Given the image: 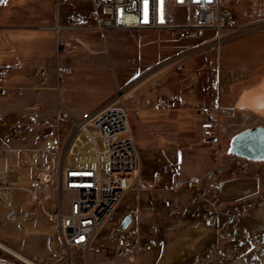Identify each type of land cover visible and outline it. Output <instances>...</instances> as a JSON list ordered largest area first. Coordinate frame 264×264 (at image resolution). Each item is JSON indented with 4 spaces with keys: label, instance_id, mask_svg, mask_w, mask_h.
Instances as JSON below:
<instances>
[{
    "label": "rangeland",
    "instance_id": "obj_1",
    "mask_svg": "<svg viewBox=\"0 0 264 264\" xmlns=\"http://www.w3.org/2000/svg\"><path fill=\"white\" fill-rule=\"evenodd\" d=\"M79 9L86 15V20L77 12ZM9 10L8 15L13 16L10 21L41 25L56 23L60 15L61 26L66 21V12L73 10L80 18V28L51 30L55 43L63 45H60V56L51 53L44 62L48 65L43 66L52 74L58 62L68 65L70 73L63 79L61 96L67 87H71L81 90L82 108L101 101L105 106L125 108L132 131L121 132L118 138L126 139L133 134L140 155L145 147L144 142L150 143L158 151H169L171 154L167 156V163L175 166L176 171L166 177L163 174L161 181H155L152 177L155 169L146 164L141 156L146 173L143 180L125 193L108 219L96 230L90 248H72L65 253L57 212L58 200L63 198L69 204L71 199V193L63 188L61 180V167L66 158L64 145L68 134L63 132L60 147L53 153L46 151L48 140L60 127L51 113L44 120L38 145L32 147V152L36 154V169L40 170V174L49 173L48 198L37 196L34 183L32 184L26 216L34 219L24 221L28 227L20 221L16 211L3 205V209L10 211V214L7 218H0V240L44 264H264V220L256 219L250 213L259 205L257 196L243 203L220 201L214 184L216 180L224 178V170L214 179L205 177L208 171L218 166L223 167L222 160L218 159L217 149L212 146L214 144L205 146V141H210L198 137L197 125L193 123L183 127L187 131L186 140L176 138L175 124L161 130L158 123L160 118L179 121L180 116L175 113L166 109L161 111L160 108L154 114L144 111L152 91L161 85V70L176 81L195 56L190 55L180 62L181 54L163 57L165 49L159 43L161 30L112 27L98 29L93 19V9L83 1H73L63 6L59 14L57 5L50 8L49 0H18ZM50 10L53 14L51 17ZM24 31L33 36L38 31L48 33L50 30ZM126 33L150 34L154 41L136 46L129 42ZM27 63L26 71L35 73L39 70L38 60L31 59ZM121 72L130 73V77L123 82L118 81L117 73ZM34 87L35 84L31 89ZM20 93L25 96L23 91ZM57 93L59 94L58 91ZM31 98L29 94V99ZM156 101L161 107H167L170 102L161 95ZM228 146L226 144L223 150L227 151ZM81 156L82 160L92 163V156L85 153ZM152 158V161L155 160V157ZM161 158L163 157L160 155L159 159ZM192 176L200 179L193 188L174 187L176 177L184 179ZM126 213L132 214V221L127 228L120 229L118 223ZM191 228L195 229L196 235L195 240H192L191 231L184 236L181 254L185 263H161L162 244H168V240H176L179 234H184ZM133 231L137 233L133 234ZM122 235L126 239H122ZM121 248L127 249L128 254H120ZM14 257L0 248V261L4 264H21Z\"/></svg>",
    "mask_w": 264,
    "mask_h": 264
},
{
    "label": "crops",
    "instance_id": "obj_2",
    "mask_svg": "<svg viewBox=\"0 0 264 264\" xmlns=\"http://www.w3.org/2000/svg\"><path fill=\"white\" fill-rule=\"evenodd\" d=\"M17 1L0 0V75L1 83L8 87L9 93L8 97L0 96V218L9 216L10 211L2 207L8 205L9 209L18 213L20 221L25 223V220L34 219L26 216L27 202L31 198L30 188L34 183V176L40 174V170L34 165L36 154L32 152V147L38 145L41 139L46 116L51 113L55 116L59 106L64 105L75 118L81 119L105 105L101 101L82 108L81 90L71 87H67L62 96L60 91L58 94L54 88L55 66L52 74L48 72L46 84L39 85L40 71L45 68L43 66L48 65L44 63L47 56L49 57L51 53L53 55L56 53L57 56L58 42L55 43L51 31L56 29L57 20L56 23L41 25L10 21L13 16L8 15L9 9L16 5ZM49 1L51 9L57 5V0ZM73 1H83L86 5L90 4L93 9L89 0H71L70 3ZM222 2L236 13L240 32L228 37L220 45L214 42L217 35L212 28H200L194 35L186 38H179L169 30H161L162 37L159 43L165 49L163 57L181 54L178 62L190 55L195 56V59L176 81L161 70V85L152 91L144 111L154 114L158 113L156 110L160 108L161 111L166 109L170 113H175L180 116L179 121L160 118L158 123L161 130L171 128V124H175L176 138L186 140L187 131L183 127L193 123L197 125L198 137L204 141L208 137H203L200 133L204 119L202 107L207 105L217 111L221 117L216 135L218 140L204 143L205 146L214 144L212 146L217 149L218 159L223 163L224 178L215 181V192L220 201L228 203H243L257 196L259 205L250 213L254 218L264 220V160L252 161L223 150L231 137L240 130L256 125L264 126V0ZM49 12L51 17L52 11ZM77 12L86 20V15L80 9ZM66 13L63 28H69L67 26L70 24L71 15L75 12L68 10ZM93 19L95 20L94 14ZM32 29L50 31L48 33L38 31L33 36L25 34L24 30ZM126 34L129 42L136 46L140 43L151 44L154 41L150 34ZM31 59L38 60L39 70L35 73L26 71L27 62ZM62 64L66 65L63 62ZM129 75L128 72L117 73V80L123 82ZM33 84L35 87L32 90ZM21 91L25 96L21 95ZM54 92L60 100L55 97ZM159 95L170 100L167 107L157 104ZM144 143L141 156L146 164L155 169L153 180L155 174H160L161 179L163 174L165 177L173 175L176 171L175 166L167 163V156L171 153L158 151L150 143ZM85 155H90L94 159L90 152H85ZM160 155L163 158L159 159ZM151 157H155V160L152 161ZM64 205L67 209L68 204L64 202ZM25 225L28 227L27 223ZM193 229H188L185 233L183 231L184 234H179L180 236L171 242L168 240L166 245L162 244L161 263H185V258L181 254L185 243L184 236L191 231L192 240H195L196 232ZM94 244L96 245V242Z\"/></svg>",
    "mask_w": 264,
    "mask_h": 264
},
{
    "label": "built area",
    "instance_id": "obj_3",
    "mask_svg": "<svg viewBox=\"0 0 264 264\" xmlns=\"http://www.w3.org/2000/svg\"><path fill=\"white\" fill-rule=\"evenodd\" d=\"M98 29L107 27L121 29L169 30L179 38L192 36L200 28L208 27L216 31L214 42L220 45L228 37L240 32L236 13L222 0H89ZM71 0H57L58 14L63 6ZM60 15L56 29L59 31ZM80 18L72 14L71 29H79ZM60 44H57L59 56ZM56 84L59 92L65 76L70 69L58 62L55 65ZM48 70L41 69L39 85L47 81ZM8 87L1 83L0 96H7ZM204 119L200 133L203 137L218 134L220 114L210 106H203ZM55 120L60 125L55 134L48 140L46 151L52 153L60 147L63 132L67 133L65 141L66 158L61 167L63 188L71 193L68 208L60 200L57 217L63 237L65 253L72 248L88 249L96 230L104 224L110 213L121 201L125 193L136 183L143 180L145 170L142 167L141 155L135 137L119 139L124 131H132L128 112L119 106H104L87 116L77 119L64 105L55 112ZM85 152L93 154L92 163L80 158ZM223 172L218 166L205 175L214 179ZM155 181L161 180L155 174ZM200 182L196 177L176 178V189H191ZM106 184H114V192H106ZM37 196L48 198L49 173L43 172L34 180ZM94 213H102L103 222L94 223ZM137 231H133L136 234ZM122 239H126L124 235ZM120 254L127 255L128 250L120 249ZM14 257V256H13ZM21 264L29 262L14 257ZM36 260V259H35ZM131 260L133 258L131 257ZM37 263L44 264L36 260ZM0 264L4 262L0 261Z\"/></svg>",
    "mask_w": 264,
    "mask_h": 264
},
{
    "label": "water",
    "instance_id": "obj_4",
    "mask_svg": "<svg viewBox=\"0 0 264 264\" xmlns=\"http://www.w3.org/2000/svg\"><path fill=\"white\" fill-rule=\"evenodd\" d=\"M208 141H217V136L208 137ZM230 154H236L252 161L264 160V126L247 127L235 133L227 148ZM132 221V214L126 213L118 223L120 229L127 228ZM225 235V233H222Z\"/></svg>",
    "mask_w": 264,
    "mask_h": 264
},
{
    "label": "bare ground",
    "instance_id": "obj_5",
    "mask_svg": "<svg viewBox=\"0 0 264 264\" xmlns=\"http://www.w3.org/2000/svg\"><path fill=\"white\" fill-rule=\"evenodd\" d=\"M106 192H114V184H106ZM103 222V215L102 213H94V223H102ZM102 226V225H101ZM0 248L11 255L29 262L28 264H40L37 263L36 260L32 259L19 249L13 247L12 245L0 240Z\"/></svg>",
    "mask_w": 264,
    "mask_h": 264
}]
</instances>
